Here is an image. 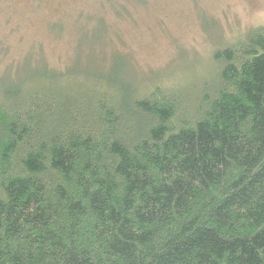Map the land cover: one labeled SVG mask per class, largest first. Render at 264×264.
Wrapping results in <instances>:
<instances>
[{"label": "trees", "instance_id": "obj_1", "mask_svg": "<svg viewBox=\"0 0 264 264\" xmlns=\"http://www.w3.org/2000/svg\"><path fill=\"white\" fill-rule=\"evenodd\" d=\"M214 59L187 92L3 79L0 264H264V24Z\"/></svg>", "mask_w": 264, "mask_h": 264}, {"label": "rangeland", "instance_id": "obj_2", "mask_svg": "<svg viewBox=\"0 0 264 264\" xmlns=\"http://www.w3.org/2000/svg\"><path fill=\"white\" fill-rule=\"evenodd\" d=\"M263 24L264 0H0V86L45 66L187 92L216 75V50Z\"/></svg>", "mask_w": 264, "mask_h": 264}]
</instances>
